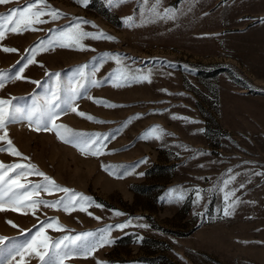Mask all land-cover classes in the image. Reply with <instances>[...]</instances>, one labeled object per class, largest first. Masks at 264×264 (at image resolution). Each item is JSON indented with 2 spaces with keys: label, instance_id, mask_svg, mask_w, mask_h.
<instances>
[{
  "label": "rangeland",
  "instance_id": "1",
  "mask_svg": "<svg viewBox=\"0 0 264 264\" xmlns=\"http://www.w3.org/2000/svg\"><path fill=\"white\" fill-rule=\"evenodd\" d=\"M28 2L0 4V14ZM152 2L126 0L113 7L106 0H89L85 7L76 0H47L64 14L60 19L45 15L42 19L49 22L34 25L36 31L8 32L0 40V70L23 67L24 77L5 81L0 98L20 97L17 103L24 106L45 95L51 83L46 73H60L66 83L73 69L88 64L90 71L103 53L119 54L126 70L151 71V83L115 87L108 81L89 89L92 99L76 102L78 111L105 123L71 111L56 119V124L74 132L109 137L101 155L82 154L55 131H36L27 122L7 126L8 138L23 156L0 152V162L33 164L61 187L90 197L93 206L65 212L41 205L33 215L28 209L13 211L6 203L5 211H0V236L6 238L8 249L0 251V264H40L38 257L27 253L23 260L5 261V257L50 218L58 219L66 231L45 229L49 242L64 235L99 234L106 226L132 221L131 226L110 233L113 244L91 256L74 254L64 264H264V175L253 174L264 173V0H162L158 10L173 9L176 19L154 22L149 11ZM129 16L134 21L125 23ZM77 17L91 22L82 25L85 31L102 30L116 39H84L83 51L58 46L37 50L35 62L24 66L30 55L26 50ZM4 47L17 51L6 53ZM117 68L107 60L95 79L104 80ZM32 81H41L43 87ZM95 99L122 107H105ZM137 114L141 118L121 128ZM154 125L169 134L142 139ZM6 146L0 141V147ZM145 158L146 163H139ZM228 169L240 174L230 187L245 186L236 192L241 203L225 216L217 189ZM41 182L43 177L34 174L19 179L26 186ZM179 188L186 190L185 199L172 202L167 198L169 190ZM195 189L201 191L199 202ZM62 196V192L41 191L33 199L53 201Z\"/></svg>",
  "mask_w": 264,
  "mask_h": 264
},
{
  "label": "snow or ice",
  "instance_id": "2",
  "mask_svg": "<svg viewBox=\"0 0 264 264\" xmlns=\"http://www.w3.org/2000/svg\"><path fill=\"white\" fill-rule=\"evenodd\" d=\"M10 0H0V4L9 3ZM78 4L87 6L89 0H76ZM109 6L118 7L125 3L126 0H106ZM148 3V0H144ZM162 3V0H153L149 11L155 19L174 20L177 13L175 10L166 8L163 12L158 9ZM191 8H189V11ZM49 16L51 20L60 19L64 14L58 9L52 8L47 0H29V2L22 8H14L7 14H0V40L5 38L6 33L11 32L14 34H22L25 31H36L34 27L36 24L48 23L42 19L43 16ZM134 17L129 16L125 18V23L134 21ZM91 22L84 20L83 18H73V21L67 27L61 28L53 36L47 40H41L34 48L26 50L30 52V55L25 57V67L27 64L33 63L37 50H47L48 48L62 47L73 48L76 50H86L87 46L82 43L84 39H106L114 41L116 38L103 32L102 30L90 33L83 29L82 25L89 24ZM93 27H98L93 24ZM51 31V30H49ZM46 46V47H45ZM4 52H16L17 49L4 47ZM96 58H94L95 60ZM107 60L114 61L118 68L109 73L104 80L95 79V74L99 71L100 67ZM123 58L119 54L103 53L101 59L91 66L80 65L72 70L73 75L69 77L65 83L62 81L60 73H46L49 81L46 89V93L43 97H33L32 104L30 106H24L17 101L20 97L0 98V141L6 142V147H0V152H8L9 154L17 157H22L23 154L13 145L11 139L8 138L7 126L13 122H27L28 126L32 128L35 126L36 131H55L59 139L65 143L73 144L78 147L82 154L101 155L103 152L101 148L104 140L109 137L102 136L101 134H89V133H77L66 125L56 124L55 121L61 114L69 111L75 112L80 117H85L96 123H105V121H99L95 117L88 115L82 111H78V105L76 102L79 99L88 97L89 89L91 87H100L108 81H113L115 87H124L132 82H148L151 83V71L144 73L142 71L132 72L122 67ZM23 67L16 71L9 70L4 72L0 70V88L4 87L5 81L13 79H23L21 76ZM32 83L43 87L41 81H32ZM167 91V90H163ZM95 103L102 104L105 107L115 108L122 107V105L112 104L106 100L95 99ZM141 118L139 114L135 117H130L128 121L121 125V128L126 127L132 119ZM173 119H186L182 117L173 116ZM51 125V127H50ZM63 130V131H61ZM118 128L116 132L118 133ZM163 129L159 125H154L147 129L141 136L142 139H162L163 135H166ZM113 138L115 133L112 134ZM187 150V149H186ZM24 160H28V157H23ZM147 158L139 163H146ZM138 165H134L133 168ZM105 171H108V167L102 165ZM131 172V169L128 170ZM9 172H14L15 176H9ZM26 174H34L43 177V182L32 183L30 186L19 183L21 176ZM144 175V173H138ZM254 175H264V173H253ZM239 173H233L232 169H228L226 177L223 178L218 187L219 193L222 194L224 200L223 213L225 216H230L235 212L236 207L241 203L240 199L236 196V192L239 189L244 188V184L241 183L239 188H232V185ZM44 191L49 194L54 192H62L64 196L60 199L48 201L43 199H33V195L39 196L40 192ZM196 202L202 199L201 191L195 189ZM186 190L170 189L168 193V199L172 202H179L185 199ZM12 206L13 211H19L21 209L32 210V214L35 215V210L41 205L46 208H60L65 212H71L73 210L87 211L88 207L93 206V201L90 197L85 196L83 193L76 192L73 189L61 187L56 182L48 177L45 173L41 172L33 164L14 163L5 165L0 162V211H5V204ZM101 207V205H96ZM26 214V213H25ZM114 215H123L118 211H114ZM91 215V213H89ZM97 220L100 217H96ZM139 219V218H138ZM8 223H12L8 221ZM132 221L128 220L121 224L109 225L99 230V234L94 232H84L76 235H64L57 240L51 242L50 238L45 234V229L52 228L56 231H66L59 224L58 219L50 218L48 221H42L40 228L37 230L34 236L23 244L14 245L11 250L8 251V255L5 257V261L9 259L15 260L16 257L24 259L25 253L28 256H35L39 258L40 264H64V261L70 258L72 255L91 256L93 253L101 247L111 245L115 241L110 238V233L116 230H123L126 227L131 226ZM16 227V225H12ZM139 227H148V225L141 224ZM70 231V230H68ZM5 237L0 236V251L8 249V245L4 244ZM142 239V238H141ZM97 264H105V262L97 261Z\"/></svg>",
  "mask_w": 264,
  "mask_h": 264
}]
</instances>
